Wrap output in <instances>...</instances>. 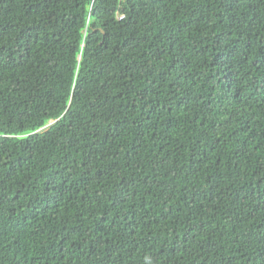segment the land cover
Returning a JSON list of instances; mask_svg holds the SVG:
<instances>
[{"label":"trees","instance_id":"trees-1","mask_svg":"<svg viewBox=\"0 0 264 264\" xmlns=\"http://www.w3.org/2000/svg\"><path fill=\"white\" fill-rule=\"evenodd\" d=\"M0 264H264V0H0Z\"/></svg>","mask_w":264,"mask_h":264},{"label":"rangeland","instance_id":"rangeland-1","mask_svg":"<svg viewBox=\"0 0 264 264\" xmlns=\"http://www.w3.org/2000/svg\"><path fill=\"white\" fill-rule=\"evenodd\" d=\"M53 124V122H50L45 128H43L42 130H46L50 125H52ZM42 130H40V131H42Z\"/></svg>","mask_w":264,"mask_h":264},{"label":"built area","instance_id":"built-area-1","mask_svg":"<svg viewBox=\"0 0 264 264\" xmlns=\"http://www.w3.org/2000/svg\"><path fill=\"white\" fill-rule=\"evenodd\" d=\"M120 1H122V0H120ZM118 19H119V20H122V19H123V17H122V16H119V17H118Z\"/></svg>","mask_w":264,"mask_h":264}]
</instances>
